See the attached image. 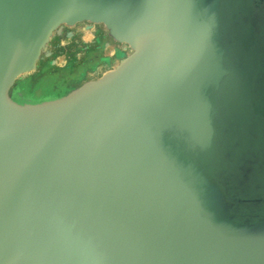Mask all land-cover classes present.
Returning a JSON list of instances; mask_svg holds the SVG:
<instances>
[{
    "label": "water",
    "instance_id": "1",
    "mask_svg": "<svg viewBox=\"0 0 264 264\" xmlns=\"http://www.w3.org/2000/svg\"><path fill=\"white\" fill-rule=\"evenodd\" d=\"M0 0V264H264V0ZM128 52L13 96L64 27ZM67 37H71L69 33Z\"/></svg>",
    "mask_w": 264,
    "mask_h": 264
},
{
    "label": "rangeland",
    "instance_id": "2",
    "mask_svg": "<svg viewBox=\"0 0 264 264\" xmlns=\"http://www.w3.org/2000/svg\"><path fill=\"white\" fill-rule=\"evenodd\" d=\"M230 1L232 2L230 6L224 7L222 10L224 29L231 25L236 29L245 30L257 22V15L261 12L263 4L255 6L252 0ZM77 28L79 29L80 26ZM63 43L64 45L69 44L68 47L65 46L66 51L76 50L75 54L81 55L76 57L73 53L72 55H59L55 52L53 59L57 61L56 66L51 65L50 67L46 61L40 62L36 74L16 82L13 91L14 98L18 100L20 99L18 96L21 95L22 99L35 103L62 96L81 81V77L73 76L79 69L92 70L99 67L98 55L100 54H95L92 50L82 54L81 46L73 45V41H64ZM107 53L110 54V51ZM114 64L115 62L110 67L104 66V69H110ZM53 71L56 74L50 75Z\"/></svg>",
    "mask_w": 264,
    "mask_h": 264
},
{
    "label": "flooded vegetation",
    "instance_id": "3",
    "mask_svg": "<svg viewBox=\"0 0 264 264\" xmlns=\"http://www.w3.org/2000/svg\"><path fill=\"white\" fill-rule=\"evenodd\" d=\"M77 26H80V28L78 29ZM69 33L71 34L70 38L67 37ZM64 41H73V45L81 46L80 51L82 54L89 53L91 50L95 54H100L98 55L100 63L99 67L92 70L79 69L77 74L73 75L76 77H81V81L78 83V85L85 80L99 77L103 72L108 70L104 69V66L110 67L114 62L119 60L122 55H125L128 52L124 45H120L112 41L101 25H89L87 23H82L77 24L72 28L64 27L62 29V34L60 36L54 37L50 43L49 50L51 52V56L49 58L43 59L41 62L46 61L50 67L51 65L53 67L56 66L57 61L53 59V54L55 52H57L59 55H72L73 53V55L76 57L81 55L79 53L75 54L76 50L66 51L65 49L67 48L65 46L67 45L68 47L69 44L64 45ZM108 51H110V54L107 53ZM54 73L56 74V72L53 71L50 73V75Z\"/></svg>",
    "mask_w": 264,
    "mask_h": 264
}]
</instances>
